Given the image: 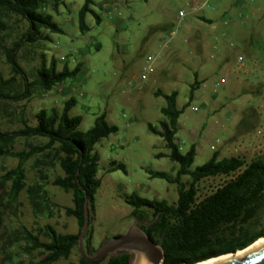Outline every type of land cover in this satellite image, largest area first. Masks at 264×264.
<instances>
[{"label":"rangeland","instance_id":"obj_1","mask_svg":"<svg viewBox=\"0 0 264 264\" xmlns=\"http://www.w3.org/2000/svg\"><path fill=\"white\" fill-rule=\"evenodd\" d=\"M204 2L208 9L220 10L226 6L230 10L228 18L234 20L231 25L241 27L243 32L240 37L228 36L223 47L227 51L231 49L230 45L237 47L246 59V65L256 60L261 70L258 79L246 80L241 76L235 96L228 89L229 81L216 87L221 77L203 72L205 64L215 61L216 53L212 47L204 49L202 55L194 51L193 28L210 30L193 11ZM83 3V0H65L56 11L51 3H45L44 13L52 17L62 33L44 31L43 35L50 41L26 46L18 55V61L31 81L42 63L48 65L51 58L56 61L58 71L63 66L72 70L80 64V72L58 89L9 104L6 111L0 113V127L3 131H16L22 127L15 115L19 110L23 109L26 119L33 124L35 114L41 109L54 108L61 112L64 102L73 99L75 106L69 115L81 118L79 131L86 132L102 114L109 125L117 128L116 133L94 147L99 158L97 178L101 184L91 213L93 251L87 253L90 256L107 240L126 233L133 224L131 208L124 203L126 196L134 193L148 200L176 202L177 186L151 178L147 173L158 171L174 177L178 170V165L168 158L155 157L160 153L168 154L163 140L148 130V125L159 127L162 120L160 109L165 106V100L154 96L157 90L163 94L177 93L176 106L183 113L177 121L175 141L181 146L182 153L191 145L195 146L191 170L207 162L214 151L220 159L238 156L250 162L261 157L256 146L264 144V100L260 97L261 92L264 94V0H113L108 3L97 0L92 9L98 15L99 23L93 14H87L88 31L82 33L78 27V12ZM179 12L183 17H179ZM0 22V74L7 78L10 70L5 63L4 49L10 48L21 37L27 24L19 17L4 15ZM148 64L154 71L142 80L141 75ZM195 77L198 81L206 80L189 100L190 85ZM214 96H218L217 102L224 108L211 118L209 111L214 106ZM237 116L246 119V124L238 125ZM248 127L251 132L241 130ZM28 142L39 144L43 140ZM24 149L25 141L16 140L13 151ZM42 159L39 156L25 164L26 186L41 183L50 202L59 209H53L52 217L44 214L36 218L24 191L17 202L8 205L0 189V249L8 235L20 226L37 231L50 225L60 234L78 231L76 220L67 217L62 209L72 206L71 194L51 185L62 172L58 166L42 167L38 164ZM110 163L123 165L125 172L106 173ZM16 164L12 157H0V176ZM226 180L223 177L203 180L199 184L200 195L210 193ZM182 181L186 183L189 179L185 177ZM255 225L264 227V206L255 218ZM40 239L46 240L43 234ZM5 251L11 257L3 261L0 250V264H33L41 258L39 252L25 254L18 244H12ZM79 258L75 248L67 260L53 264H79ZM135 259V255L130 254V264Z\"/></svg>","mask_w":264,"mask_h":264},{"label":"trees","instance_id":"obj_2","mask_svg":"<svg viewBox=\"0 0 264 264\" xmlns=\"http://www.w3.org/2000/svg\"><path fill=\"white\" fill-rule=\"evenodd\" d=\"M64 1L0 0V17L16 16L27 24L21 37L10 48L4 49L10 75L5 78L0 74V113L5 112L9 104L27 101L34 94L51 92L80 72V64L72 70L63 66L58 71L56 61L51 58L48 65L42 63L36 71L35 79L31 81L18 61L22 48L50 41L49 37L43 35L44 31L62 33L52 17L44 13L43 6L49 2L56 11ZM83 1L78 12V27L82 33L88 31L85 24L87 14H93L96 23H99V17L92 9L97 0ZM200 85L201 82L195 77L190 85L189 100ZM154 96L163 97L165 106L160 109L162 120L159 127L148 125V130L160 137L168 150V154L160 153L155 157L168 158L178 165V170L174 177L158 171L147 173L151 178L176 185L177 199L175 203L169 204L166 200H148L133 193L124 198V203L131 208V216L139 223L138 227L163 250L162 264H197L241 251L263 238L264 227L255 225V218L264 206V157L250 162L238 156L220 159L218 152L214 151L207 162L191 170L196 156L195 146L191 145L182 153L175 141L177 121L183 113L176 106L177 93L163 94L157 90ZM74 106L75 101L69 99L64 102L61 112L54 108L41 109L35 114L33 124L26 119L21 109L15 114L22 125L20 129L7 132L0 127V157L9 156L17 161L14 168L5 170L0 176V189L6 196L7 204L17 202L24 191L36 218L44 214L52 217L53 209H59L50 202L41 183L26 186L25 164L42 156L43 159L38 161L39 165L58 166L61 170L62 175L56 177L51 185L71 194L72 206L62 209L67 217L76 220L78 227L76 234H60L50 225L37 231L20 226L8 235L7 241H3L0 249L4 255L3 261L11 257L5 250L12 244H18L25 254L39 252L41 258L33 264H53L59 260H67L77 248L86 202L89 227L84 238V248L86 253L93 251L91 213L95 209V194L101 184L97 178L99 158L94 147L102 139L116 133L117 128L109 125L102 114L86 132L79 131L81 118L69 115ZM18 139L25 141V149L14 152L13 145ZM33 139L43 142L30 144L28 141ZM117 170L125 172L123 165L110 163L106 173ZM185 177L189 179L186 183L182 181ZM218 177L227 180L210 193L200 195V182ZM42 234L45 241L40 239ZM78 261L79 264H101L104 261L105 264H130V255L119 254L92 263L80 257Z\"/></svg>","mask_w":264,"mask_h":264},{"label":"crops","instance_id":"obj_3","mask_svg":"<svg viewBox=\"0 0 264 264\" xmlns=\"http://www.w3.org/2000/svg\"><path fill=\"white\" fill-rule=\"evenodd\" d=\"M98 2H113V0H98ZM105 6V5H104ZM193 11H195L198 14V18L201 22H204L207 24L210 28L209 31H200L197 28H193V35L195 38V48L194 51L196 54H201L204 51V49L208 47H212V49L216 53V57L214 58L215 61L211 64H205L203 72H208V75H218V77H221V79H225V81H229L230 85L228 87L230 92L236 91V84L239 81V78L241 76H244L246 80L248 79H258V77L261 75V70L257 67L256 60L251 61L247 65H245L244 70L238 72L237 71V55L239 53H235L231 49H227L223 47V41L228 36H234V37H240L242 36V28L237 27V25L232 26V22L234 20H230L228 18L230 16V10L226 8V6H223L220 10H214L213 8L208 9L207 5L203 6V3L197 5L195 8H193ZM228 19V25H224V20ZM232 26V27H231ZM231 50V51H230ZM230 52V53H229ZM212 58V57H211ZM233 64L231 67L230 65ZM209 70V71H207ZM231 70V71H230ZM196 74V73H195ZM230 74L233 76L230 77ZM228 79V80H227ZM206 80V78L200 80L201 84ZM56 87V89H58ZM258 93V92H256ZM236 93H233V96H235ZM260 97L264 100V94L261 92ZM218 96L212 97V101L214 103L213 108L209 111V115L211 118H215L216 115H218L219 111L224 108V105L222 103H218ZM237 122L238 125L246 124L244 118L237 116ZM250 120L247 118V121ZM215 121V120H214ZM215 123V122H214ZM248 125V123H247ZM243 132H251L252 130L248 128L241 129ZM229 140V139H228Z\"/></svg>","mask_w":264,"mask_h":264},{"label":"water","instance_id":"obj_4","mask_svg":"<svg viewBox=\"0 0 264 264\" xmlns=\"http://www.w3.org/2000/svg\"><path fill=\"white\" fill-rule=\"evenodd\" d=\"M138 225L139 223L134 220L133 224L128 228L126 233L107 240L93 255L89 256L87 255L84 248V238L89 227V213L86 202L84 204L83 226L77 239V248L81 259L86 262L92 263L101 261L107 257H116L119 254H134L136 258L141 257L144 264H162L164 261L163 250L160 246L156 245L149 237H147L146 234L138 227ZM253 244H251L250 246H252ZM250 246H248L247 248H249ZM219 264H264V247L244 256Z\"/></svg>","mask_w":264,"mask_h":264},{"label":"built area","instance_id":"obj_5","mask_svg":"<svg viewBox=\"0 0 264 264\" xmlns=\"http://www.w3.org/2000/svg\"><path fill=\"white\" fill-rule=\"evenodd\" d=\"M206 5V3L204 2L203 3V6ZM179 17H183V13L182 12H179ZM227 22L228 20H224L223 24L224 25H227ZM230 48L235 52V53H239L238 49L236 47H233L232 45H230ZM236 61H237V71L240 72V71H243L244 70V67L246 65V59L238 54L237 55V58H236ZM154 71L153 69V66L151 64H148L145 69H144V74L141 75V79L144 80L146 79L147 75L152 73ZM225 83V79H221L220 81H218L215 86L216 87H220L222 86L223 84ZM196 110V109H194ZM180 147V150H181V146L179 145ZM256 151L258 152V154L261 156V157H264V144H259L256 146Z\"/></svg>","mask_w":264,"mask_h":264},{"label":"bare ground","instance_id":"obj_6","mask_svg":"<svg viewBox=\"0 0 264 264\" xmlns=\"http://www.w3.org/2000/svg\"><path fill=\"white\" fill-rule=\"evenodd\" d=\"M262 247H264V238L258 239L252 246H250L247 249L237 251L234 254H229V255H224V256L217 257V258H213V259H210V260H207L204 262H200L197 264H219V263H223V262L244 256V255L251 253L257 249H260ZM133 264H144V262H143L141 257H137Z\"/></svg>","mask_w":264,"mask_h":264}]
</instances>
